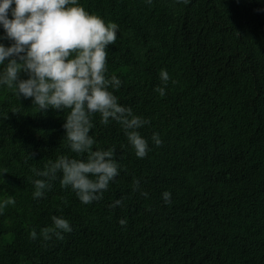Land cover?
Returning <instances> with one entry per match:
<instances>
[{"label":"trees","instance_id":"1","mask_svg":"<svg viewBox=\"0 0 264 264\" xmlns=\"http://www.w3.org/2000/svg\"><path fill=\"white\" fill-rule=\"evenodd\" d=\"M78 3L119 26L107 75L122 83L109 90L150 121L137 129L150 150L138 158L122 125L96 114L92 150L115 148L120 165L103 198L81 203L61 188L62 173L33 198V181L45 178L32 169L87 154L64 137L70 109L38 112L0 85V201L15 199L0 214V264H264V0ZM162 69L176 81L163 97L154 91ZM52 216L70 223L63 240L41 235Z\"/></svg>","mask_w":264,"mask_h":264},{"label":"clouds","instance_id":"2","mask_svg":"<svg viewBox=\"0 0 264 264\" xmlns=\"http://www.w3.org/2000/svg\"><path fill=\"white\" fill-rule=\"evenodd\" d=\"M9 12L12 19L8 18ZM0 26L4 29L0 40L11 41L8 47L0 43V65L4 66L0 85L15 88L19 99L31 98L38 112L70 109L63 125L64 137L72 152L78 156L87 154L86 159L62 155L55 162L49 161L43 171L32 169L36 176L45 178L33 181V198L43 197L57 173H62L61 188L70 187L81 203L101 200L110 182L119 175L120 165L115 148L92 150V118L99 114L103 125L110 120L122 125L138 158H144L150 150L148 141L137 131L150 121L119 104L114 91L109 90H118L122 83L117 76L107 75V50L116 42L119 26L89 14L78 0H0ZM21 73L27 79H21ZM159 78L161 86L154 91L163 97L169 81H176L163 69ZM151 139L156 146L162 145L158 133H153ZM6 173L5 169L3 174ZM133 184L134 191L139 190V181ZM141 195L147 197L148 193L142 191ZM162 195L165 203L171 202V193L165 191ZM14 204L13 197L0 201V214ZM121 205L122 199H117L110 206ZM51 220L52 227L41 229L44 240L53 236L63 240L62 233L72 231L67 219L52 216ZM119 224L126 226L127 221L121 219ZM30 236L35 240L36 231L32 230Z\"/></svg>","mask_w":264,"mask_h":264}]
</instances>
